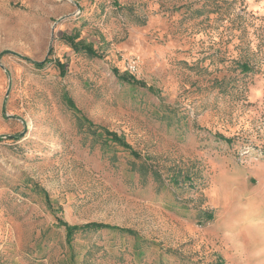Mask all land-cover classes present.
<instances>
[{
    "label": "rangeland",
    "instance_id": "rangeland-1",
    "mask_svg": "<svg viewBox=\"0 0 264 264\" xmlns=\"http://www.w3.org/2000/svg\"><path fill=\"white\" fill-rule=\"evenodd\" d=\"M0 264H264V0H0Z\"/></svg>",
    "mask_w": 264,
    "mask_h": 264
},
{
    "label": "trees",
    "instance_id": "trees-1",
    "mask_svg": "<svg viewBox=\"0 0 264 264\" xmlns=\"http://www.w3.org/2000/svg\"><path fill=\"white\" fill-rule=\"evenodd\" d=\"M69 41L70 46L75 50V51H80L83 50L88 56H96L100 57L96 51H94L91 46L89 45H84L81 42H74L73 38L67 39ZM45 61L43 62H36L34 65L38 68L42 67L44 65ZM243 68L245 69L247 66L242 65ZM114 73L118 76L120 80L123 81H128L129 83H137L138 81L134 79L127 78L126 75H119L117 71L115 70ZM106 134L111 137L112 140L117 142L118 144L130 148L129 145H127L123 140L121 136H118L114 132H109L106 131ZM64 225L65 233H66V239L69 241L73 238V235L78 232H85V231H90V230H98L100 228H109V225H104L101 223H96V222H89L81 225H69L65 222L60 221Z\"/></svg>",
    "mask_w": 264,
    "mask_h": 264
}]
</instances>
